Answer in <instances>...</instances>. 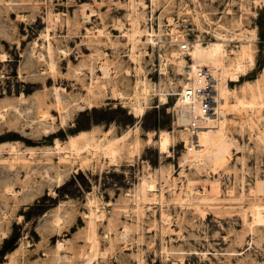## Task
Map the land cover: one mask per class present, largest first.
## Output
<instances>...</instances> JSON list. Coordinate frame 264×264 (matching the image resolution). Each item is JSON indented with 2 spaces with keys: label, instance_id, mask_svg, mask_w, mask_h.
<instances>
[{
  "label": "rangeland",
  "instance_id": "1",
  "mask_svg": "<svg viewBox=\"0 0 264 264\" xmlns=\"http://www.w3.org/2000/svg\"><path fill=\"white\" fill-rule=\"evenodd\" d=\"M216 35L203 165L179 95ZM0 264H264V0H0Z\"/></svg>",
  "mask_w": 264,
  "mask_h": 264
},
{
  "label": "bare ground",
  "instance_id": "2",
  "mask_svg": "<svg viewBox=\"0 0 264 264\" xmlns=\"http://www.w3.org/2000/svg\"><path fill=\"white\" fill-rule=\"evenodd\" d=\"M227 44H228V40L224 39V37L217 36V39L214 42L209 43L208 46H205L201 41H197L190 52V56L193 62V64L190 65L188 69L190 70V73H193L192 75L193 77H191L190 79L196 78V70L198 68H208L212 75V82L215 84L216 91L218 93L219 111L217 112V115L209 116L207 118L204 117L206 118L205 120L202 119L201 130L198 134L199 144L196 146L195 149L191 151L194 160L199 164L203 163V165L204 164L206 165L205 157L207 151H209L210 149L217 151L220 155V159H223V161L227 156L226 147L228 145V139L226 138V132H225L226 129L225 113L228 110L229 99L227 93H225L224 90L225 89L224 76L228 75L231 81L237 82L240 75L239 73L243 70V64L240 62H238L234 66L235 67L234 69H228L224 65V61L227 56V50H226ZM184 61L181 60L180 64L183 65ZM232 70L235 71L233 72ZM186 85H184V87ZM181 99L183 100V98ZM184 102L185 101L183 100V106L179 110L178 124L180 128H184L183 130L184 138H186L185 140H187L189 143L191 141L190 138L191 135H189L187 131L189 132L188 126L191 122V114L186 103ZM136 109L140 117L144 114V110L148 108L142 104H139L137 105ZM211 122H216L218 125L216 127H211L208 125V123ZM160 143L163 149L169 148L170 137L164 131L161 132ZM88 147L95 150L99 148L95 146H88ZM223 161L221 162L219 160L221 164L223 163Z\"/></svg>",
  "mask_w": 264,
  "mask_h": 264
},
{
  "label": "built area",
  "instance_id": "3",
  "mask_svg": "<svg viewBox=\"0 0 264 264\" xmlns=\"http://www.w3.org/2000/svg\"><path fill=\"white\" fill-rule=\"evenodd\" d=\"M175 43L180 51L185 54L189 53L193 46L188 40ZM193 79L188 78L186 80L188 84L181 88L182 91L179 95L185 101L184 103H186L191 114V122L188 126L191 142L186 146L190 152L199 144L198 134L201 130L202 119L205 120L209 116L217 115L219 111L218 93L215 84L212 82V75L209 69L198 68L196 70V78Z\"/></svg>",
  "mask_w": 264,
  "mask_h": 264
}]
</instances>
